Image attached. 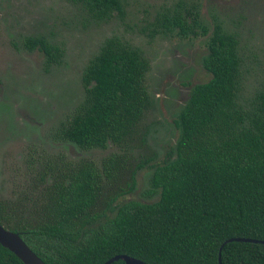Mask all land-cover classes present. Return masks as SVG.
<instances>
[{"label": "trees", "instance_id": "16d2710c", "mask_svg": "<svg viewBox=\"0 0 264 264\" xmlns=\"http://www.w3.org/2000/svg\"><path fill=\"white\" fill-rule=\"evenodd\" d=\"M74 1L92 21L124 13L123 0ZM153 22L152 33L199 38L200 63L209 75L191 85L173 115L174 142L160 157L152 150L138 155L148 133L142 123L151 105L144 85L148 62L139 48L106 37L82 72L84 97L59 135L83 149L110 143L118 151L98 166L61 157L44 161L39 194L24 206L0 202V224L18 232L45 264H100L116 254L146 264H217L218 248L230 237L258 242L224 243L220 264H264V86L248 108L238 103L237 37L213 10L203 17L198 0L162 7ZM22 42L56 62L57 48L42 35ZM143 168V193L156 198H123ZM0 264L22 263L0 246Z\"/></svg>", "mask_w": 264, "mask_h": 264}, {"label": "rangeland", "instance_id": "374dc122", "mask_svg": "<svg viewBox=\"0 0 264 264\" xmlns=\"http://www.w3.org/2000/svg\"><path fill=\"white\" fill-rule=\"evenodd\" d=\"M175 1L123 0L122 16L92 21L80 4L69 0H0V202L18 204L24 194H34L28 189L46 160H90L98 166L118 151L110 143L103 149H80L59 135L82 98L81 69L105 37L117 36L139 48L148 62L144 85L151 105L142 120L148 133L138 155L152 150L160 157L174 142L173 115L191 85L209 77L200 63L204 47L199 38L151 31L154 14ZM198 1L203 17L213 10L237 37V101L248 108L264 86V0ZM36 34L62 49L57 63L45 65L39 51L21 46L24 36ZM147 175V169L138 170L134 188L123 198L155 199V194L143 193Z\"/></svg>", "mask_w": 264, "mask_h": 264}, {"label": "water", "instance_id": "95a60500", "mask_svg": "<svg viewBox=\"0 0 264 264\" xmlns=\"http://www.w3.org/2000/svg\"><path fill=\"white\" fill-rule=\"evenodd\" d=\"M231 241L253 242L258 240L250 239L247 237H230L225 239L219 246L217 251V264H220V250L224 243ZM264 243V242H262ZM0 246L11 252L22 264H45L22 240L18 232L4 228L0 224ZM121 260L122 264H146L140 259L126 255L116 254L109 257L100 264H111L113 261Z\"/></svg>", "mask_w": 264, "mask_h": 264}, {"label": "flooded vegetation", "instance_id": "af4514ba", "mask_svg": "<svg viewBox=\"0 0 264 264\" xmlns=\"http://www.w3.org/2000/svg\"><path fill=\"white\" fill-rule=\"evenodd\" d=\"M70 2H72V3H78V4H80L79 2H77V1H74V0H69ZM81 5V4H80ZM82 6V5H81ZM83 7V6H82ZM84 8V7H83ZM84 10H85V8H84ZM86 11V10H85ZM87 13V12H86ZM87 15V14H86ZM37 35H42L43 37H45V39L47 40V42L48 43H50L51 45H53V46H55L56 48H57V50H58V55H57V60H56V62H51V63H48V62H46V60H45V56H44V54L41 52V51H39L38 49H27V48H25L24 46H23V39L21 40V46L23 47V48H25L26 50H28V51H30V50H37V51H39L41 54H42V57H43V63L45 64V65H51V64H55V63H57L58 61H59V59H60V57H61V55H62V49L58 46V45H56V44H54V43H51L48 39H47V37L45 36V35H43V34H36V35H26V36H31V37H33V36H37ZM26 36H24V37H26ZM106 38V37H105ZM104 38V39H105ZM103 39V40H104ZM102 40V41H103ZM102 41H101V43H102ZM101 43H100V45H101ZM99 45V46H100ZM99 48V47H98ZM98 48H97V50H96V52L98 51ZM96 52L87 60V62L83 65V67H82V69H81V72H80V76H79V81H80V85H81V87H82V98H81V100L83 99V97H84V87H83V85H82V82H81V75H82V72H83V70H84V68L86 67V65H87V63L89 62V60L96 54ZM81 100L79 101V103L81 102ZM78 103V104H79ZM77 104V105H78ZM76 105V106H77ZM76 106H75V108H76ZM74 108V109H75ZM74 111V110H73ZM65 141H67V142H70V143H72L73 145H75L77 148H80V147H78L76 144H74L72 141H70V140H67V139H65ZM80 149H83V148H80ZM64 160V159H63ZM65 161H68V162H71L72 164H74V163H76V162H78V161H72V160H65ZM79 161H82V160H79ZM42 167V166H41ZM41 167H39V168H41ZM38 170L39 169H37L36 171H35V173H34V177L32 178V183H31V189H28V191H32V193H34V194H24V197H21L22 199H21V203L23 204V206L26 204V203H30V201L32 200V199H35V196L37 195V194H39V190L41 189V184L39 183V181H38V178H37V174H38ZM45 179L47 180V183H49L50 182V179L48 178V177H45ZM29 196H31V197H29ZM26 199H28L27 200V202H25V200ZM21 212L22 213H25L26 212V210L25 209H21Z\"/></svg>", "mask_w": 264, "mask_h": 264}]
</instances>
